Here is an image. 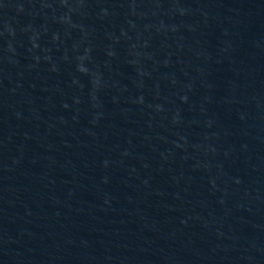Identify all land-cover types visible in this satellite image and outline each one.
<instances>
[{
  "label": "water",
  "instance_id": "95a60500",
  "mask_svg": "<svg viewBox=\"0 0 264 264\" xmlns=\"http://www.w3.org/2000/svg\"><path fill=\"white\" fill-rule=\"evenodd\" d=\"M0 264H264V0H0Z\"/></svg>",
  "mask_w": 264,
  "mask_h": 264
}]
</instances>
